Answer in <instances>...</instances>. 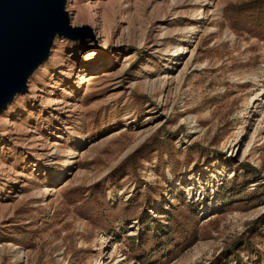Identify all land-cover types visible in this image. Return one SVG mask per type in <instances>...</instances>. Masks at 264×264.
Here are the masks:
<instances>
[{
	"label": "rangeland",
	"instance_id": "1",
	"mask_svg": "<svg viewBox=\"0 0 264 264\" xmlns=\"http://www.w3.org/2000/svg\"><path fill=\"white\" fill-rule=\"evenodd\" d=\"M64 11L0 110V264H264V0Z\"/></svg>",
	"mask_w": 264,
	"mask_h": 264
},
{
	"label": "water",
	"instance_id": "2",
	"mask_svg": "<svg viewBox=\"0 0 264 264\" xmlns=\"http://www.w3.org/2000/svg\"><path fill=\"white\" fill-rule=\"evenodd\" d=\"M65 3L0 0V110L12 100V94L26 91L24 81L19 85L22 75L34 61L42 60L56 35L76 39L88 33L71 26Z\"/></svg>",
	"mask_w": 264,
	"mask_h": 264
},
{
	"label": "bare ground",
	"instance_id": "3",
	"mask_svg": "<svg viewBox=\"0 0 264 264\" xmlns=\"http://www.w3.org/2000/svg\"><path fill=\"white\" fill-rule=\"evenodd\" d=\"M90 14H88L87 12H85L84 13V19H85V21H87L88 22V24L92 21V19L95 21V18L96 17H94V18H91L90 16H89ZM56 36H59V35H56ZM56 36L54 37V39L56 38ZM54 39H53V41H54ZM48 42L49 41H47V42H45L44 44L45 45H47L48 44ZM44 46V45H43ZM48 49L49 50H47V53L44 55V57L42 58V60L41 61H44V59H46L47 57H48V54H49V52H50V49H51V43L50 44H48ZM179 54V53H178ZM40 60V59H39ZM39 60L38 61H34L32 64H31V66H30V69L29 70H27L25 73H24V76L22 75V78H21V82H20V84L19 85H22L23 83L25 84H27V82H26V80L28 79V77L33 73V71L36 69V67H38L39 65H40V63H41V61L39 62ZM96 66V64L93 66V65H89V66H87L86 67V71L88 70V69H92V68H94ZM24 81V82H23ZM23 82V83H22ZM257 86V85H256ZM254 91H255V89H254ZM19 93V92H18ZM17 93H15V94H12V99L15 97V95H16Z\"/></svg>",
	"mask_w": 264,
	"mask_h": 264
}]
</instances>
